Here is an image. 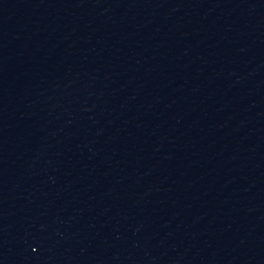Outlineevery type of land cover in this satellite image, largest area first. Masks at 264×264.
Returning a JSON list of instances; mask_svg holds the SVG:
<instances>
[{"label":"water","instance_id":"water-1","mask_svg":"<svg viewBox=\"0 0 264 264\" xmlns=\"http://www.w3.org/2000/svg\"><path fill=\"white\" fill-rule=\"evenodd\" d=\"M0 264H264V0H0Z\"/></svg>","mask_w":264,"mask_h":264}]
</instances>
